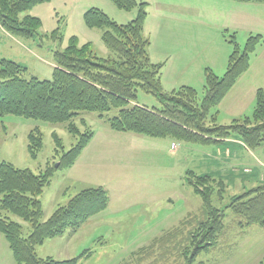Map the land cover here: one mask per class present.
Wrapping results in <instances>:
<instances>
[{"label": "rangeland", "instance_id": "1", "mask_svg": "<svg viewBox=\"0 0 264 264\" xmlns=\"http://www.w3.org/2000/svg\"><path fill=\"white\" fill-rule=\"evenodd\" d=\"M136 1L145 2L147 15L144 23L160 27L152 34L148 27L144 28L143 36L149 38L151 60L165 62L161 68L162 87L165 91L182 85L193 87L198 105L205 93V68L220 77L225 72L232 50V44L228 42L230 32L214 23L197 26L199 33L191 28L183 36L186 29L177 34L164 29L167 24H173V17L191 18L192 13L197 12L191 2L202 7L204 0ZM185 3L190 4L185 6ZM90 7L101 9L118 24L131 21L138 11V7L123 9L112 0H49L36 4L20 14H31L40 19L38 33L33 38L9 33L0 26V59L6 58L25 66L26 78L49 79L55 67L53 52L65 49L72 35L80 44L88 42L96 55L114 57L115 53L102 39L104 28L89 27L84 22L83 13ZM55 29L58 31L56 37L52 36ZM247 36L241 32L235 36L241 50ZM262 45L260 43L250 55L249 65L256 54L264 52V47L260 50ZM183 62L188 63V67L185 68ZM129 104L160 108L158 100L141 89ZM255 104V97L244 105L228 104L221 116L229 119V113H236L239 118L231 122L248 124L245 119H251ZM216 107L210 110L205 121L207 126L213 124L211 120L218 123ZM116 114L117 110L112 109L105 116ZM74 122L80 132L90 128L94 136L75 164L64 168L60 164L61 153L77 141L64 123H49L13 114L0 115V163L27 168L34 174H43L49 169L53 171L49 183L38 196L42 220L84 188L100 186L108 193L109 201L104 210L91 216L78 229L67 230L63 235L48 238L37 245L39 257L61 260L79 256L76 264H264V227L253 224L242 228L238 224L241 218L230 209H224L229 197L264 183V144L249 149L254 157L248 155L236 166L238 174H244V165L254 169L252 176L244 182L245 189L240 181L242 175L238 178L228 176L225 200L221 202L216 195L212 197L213 205L224 209L226 214L223 230L213 246L188 259L185 233L190 224L202 217V202L186 181L187 171L210 173L214 165L204 154H210L216 142L200 144L115 131L97 112H84ZM33 129L42 137V146L34 156L28 147V134ZM53 133L61 140L59 152ZM171 143L176 145L175 149L170 147ZM223 173L221 171L220 175ZM1 214L19 223L23 236L29 234L31 225L28 221L4 211ZM185 219L189 224L180 225ZM0 264H16L1 232Z\"/></svg>", "mask_w": 264, "mask_h": 264}, {"label": "trees", "instance_id": "2", "mask_svg": "<svg viewBox=\"0 0 264 264\" xmlns=\"http://www.w3.org/2000/svg\"><path fill=\"white\" fill-rule=\"evenodd\" d=\"M46 1L49 0H0V26L9 33L33 38L38 33L40 19L35 15L20 14ZM112 1L126 10L138 7L136 17L127 23L118 24L101 9L90 7L83 13V19L89 27L104 28L102 39L115 56L100 57L88 42L80 44L78 38L72 35L65 49L53 52L55 67L49 79L26 78L25 66L1 58L0 115L13 114L49 123H64L77 139L69 150L61 153L60 164L64 168L75 163L94 136L90 128L80 132L75 125V118L84 112H97L115 131L200 144L214 143L220 138L235 135L249 149L264 144L262 89L256 91L251 119H245L248 124H236L238 121L214 124L213 120L211 126L205 124L210 110L220 103L238 77L248 69L250 55L262 41L261 35H250L242 50L234 35H230L228 42L232 44V50L226 70L220 77L205 68V93L197 105V92L193 87L182 85L172 91H165L162 87L160 74L163 64L150 59V42L143 36L147 15L145 2ZM237 1L264 3V0ZM57 35L55 29L52 36ZM138 89L152 94L160 108L130 105L136 99ZM112 109H116L117 114L105 116ZM53 135L56 151L59 152L62 149L61 140L57 134ZM28 140L29 151L34 156L42 146L41 133L33 129L28 134ZM52 172L49 169L43 174H34L27 168H16L8 162L0 163V232L16 264H76L79 256L61 260L39 257L36 246L48 238L63 235L67 230L78 229L108 205L107 190L100 186L87 187L42 220L38 196L49 183ZM186 181L202 202V217L190 224L185 233V239L188 238V259L214 245L223 230L224 209H230L241 218L238 224L242 228L253 224L264 227V183L229 197L224 209H221L213 205L212 197L216 195L219 201L225 200L226 182L222 178L188 170ZM1 211L28 221L31 225L29 234L23 236L22 226L9 216L2 215ZM186 224H189L187 219L180 225Z\"/></svg>", "mask_w": 264, "mask_h": 264}, {"label": "crops", "instance_id": "3", "mask_svg": "<svg viewBox=\"0 0 264 264\" xmlns=\"http://www.w3.org/2000/svg\"><path fill=\"white\" fill-rule=\"evenodd\" d=\"M191 3L192 4L185 3V6L189 4L193 5V7L196 8L197 12L192 13L191 11V18H188L187 16H182L179 18L173 17L171 21L173 24H167L164 28L166 31L177 34L179 30L181 32L186 29L185 32L182 34L183 36L191 28H194L196 32L199 33L197 26L203 27L206 24L214 23V25H216L220 29L230 32V35H234V37L236 36L237 32H241V34L248 35L247 38L253 34L261 35L262 41L260 43H263V45L261 46L260 50L263 49L264 3L243 2L237 0H204V4L202 7L197 6L194 1H192ZM158 8H160V6ZM160 13L163 14L161 10ZM146 27L149 28L148 30L150 34L160 29V27L149 25L147 24V22L144 23L143 30L144 28L146 29ZM260 43L258 45H260ZM162 64L165 66V62H162ZM182 65H184L185 68L188 67V63L186 62H183ZM201 67L199 68L198 73L201 71ZM162 76L163 75L161 73V80ZM257 89H263L264 91V52H259V54L255 55V58L252 59L248 69L238 77L235 84L231 87V89L226 93L224 98L217 105L216 112L218 123L228 124L234 118H239V115H237L236 113H229L231 116L230 118L228 117L229 119H227L226 117H222L221 115L222 112L225 111V108L228 104L236 103L239 105H244L247 102H252L254 100ZM218 117L220 119H218ZM172 144L173 143H171L170 147L172 149H175L176 147L173 148ZM214 146L216 147L210 151V154H204L211 158V162L214 165V168L210 173L202 174H210L212 176L217 174L218 177L216 178H222L226 182V188L228 186L226 180L228 176L230 178H238V175H242L240 181L242 182V188L245 189L244 182L247 181V178L252 176L250 174L253 173L254 169L248 167V165H244V174H238L236 172V166L237 164L239 165L241 160H245L247 157H249L248 155H253L252 152L243 143V141L235 135L230 136L226 139L219 140L218 142L214 143ZM253 157L251 156V158ZM221 171H223L225 174L223 173L222 175H220Z\"/></svg>", "mask_w": 264, "mask_h": 264}, {"label": "built area", "instance_id": "4", "mask_svg": "<svg viewBox=\"0 0 264 264\" xmlns=\"http://www.w3.org/2000/svg\"><path fill=\"white\" fill-rule=\"evenodd\" d=\"M172 147L174 148L175 147V144H173Z\"/></svg>", "mask_w": 264, "mask_h": 264}, {"label": "water", "instance_id": "5", "mask_svg": "<svg viewBox=\"0 0 264 264\" xmlns=\"http://www.w3.org/2000/svg\"><path fill=\"white\" fill-rule=\"evenodd\" d=\"M58 164L55 165V167L57 166Z\"/></svg>", "mask_w": 264, "mask_h": 264}]
</instances>
